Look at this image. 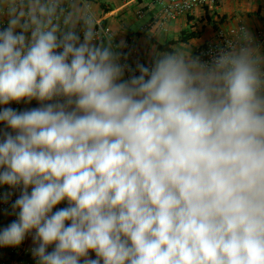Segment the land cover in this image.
Listing matches in <instances>:
<instances>
[{
	"label": "clouds",
	"instance_id": "1",
	"mask_svg": "<svg viewBox=\"0 0 264 264\" xmlns=\"http://www.w3.org/2000/svg\"><path fill=\"white\" fill-rule=\"evenodd\" d=\"M0 14V105L41 103L0 110V185L21 189L0 246L34 233L37 264H264V57L246 29L210 65L173 49L124 80L90 5Z\"/></svg>",
	"mask_w": 264,
	"mask_h": 264
},
{
	"label": "crops",
	"instance_id": "2",
	"mask_svg": "<svg viewBox=\"0 0 264 264\" xmlns=\"http://www.w3.org/2000/svg\"><path fill=\"white\" fill-rule=\"evenodd\" d=\"M78 2L90 5L97 20L102 21L104 25L111 28L114 40L119 45H125L132 38L137 39L141 58L145 65H153L157 54L162 53L150 42V40H153L161 44L158 41L157 34H176L178 36L174 40H179L182 33H193L194 38H191L187 43L174 46L173 49L190 50L192 57L195 58V54L199 49L218 40L219 31L228 32L230 29L238 28L241 25L247 27V31L252 37L253 47H256L260 55L264 57V20L254 15L258 11H261L262 16L264 15V0H223L214 7L198 8L193 13L181 16L177 20L164 25L160 24L162 6L155 0H78ZM254 5H256V9L252 8ZM107 9H110L109 12H106ZM145 16H149L148 22L143 25L139 32H134L132 30L134 23L144 19ZM224 18L226 20L222 22ZM209 19L212 21H209ZM0 21H2L0 23L7 25V18L3 14H0ZM77 31L82 41L83 34L79 29ZM149 32H153L155 35L149 37ZM97 43L99 42L97 41ZM262 66L264 67V65ZM123 79L126 80L125 74ZM6 107L8 105H0V110ZM38 107H41V103L32 100L30 103L22 102L18 104L14 110L22 112ZM1 127L4 131L10 132L5 127ZM62 207H65L64 202L57 206V208ZM16 216L15 210L4 212L0 209V229L7 227L12 221L16 220ZM23 242L27 250L26 253L16 254V257L22 258L21 260L18 258L13 259L11 251L14 246H0V264H37V260L32 254V249L35 247L32 235L26 236ZM48 250L51 251L52 248L50 247ZM90 255L93 259L95 258L94 253Z\"/></svg>",
	"mask_w": 264,
	"mask_h": 264
},
{
	"label": "built area",
	"instance_id": "3",
	"mask_svg": "<svg viewBox=\"0 0 264 264\" xmlns=\"http://www.w3.org/2000/svg\"><path fill=\"white\" fill-rule=\"evenodd\" d=\"M160 6H162V12L160 14V24L164 25L169 22H173L177 20L181 16H186L193 13L198 8L205 7H214L221 3L223 0H155ZM97 25L100 30L101 38L107 40L109 37H113L112 46L114 50L119 54L120 59L119 63L125 66V77L126 80H129L132 76H139V70L137 65L142 64L145 67L151 68L152 65H145L142 61L140 48L138 40L135 38L130 39L125 45L120 46L114 40V35L110 27L103 24L102 21L97 20ZM7 27L5 23H0V28ZM246 29L245 25H241L238 28H232L228 32L223 30L219 31L218 40L214 43L208 44L205 47L199 49L195 58H199L200 62L205 64H211L212 60L215 56L218 55L219 51L227 49L229 42L237 43V38L240 35V30ZM248 32V31H247ZM262 70L264 67L262 66ZM60 101H63L62 99ZM24 102V101H22ZM20 102V103H22ZM55 101H50V103ZM16 102H11L8 104L9 108L15 109V107L20 104ZM4 130L0 126V132ZM14 134V133H13ZM2 139V136H0ZM5 194L7 195V199H4ZM21 194V190L19 188L13 189L8 185H0V209L4 212L14 210L12 208L13 203ZM64 206H67V202H64ZM17 213V210H15ZM17 219V216H16ZM33 235L29 234L28 236ZM26 249L24 246V242H22L19 246H14L12 249V255L16 254H25Z\"/></svg>",
	"mask_w": 264,
	"mask_h": 264
},
{
	"label": "trees",
	"instance_id": "4",
	"mask_svg": "<svg viewBox=\"0 0 264 264\" xmlns=\"http://www.w3.org/2000/svg\"><path fill=\"white\" fill-rule=\"evenodd\" d=\"M109 10L110 9H107L106 10V12H109ZM262 13H261V11H258L256 14H254L255 16H257V17H259L260 19H263L264 20V15L262 16L261 15ZM252 15V14H251ZM226 20V18H224V19H222V22L223 21H225ZM209 21H212L211 19H209ZM216 27V26H215ZM217 29V28H216ZM195 37V35L193 34V33H186V32H184V33H182L181 35H180V38H179V40H174V41H170V42H168V43H166V44H164V45H161V44H159V43H157V42H155V41H153V40H150V42H151V44L152 45H154L155 47H157V50L159 51V52H171L172 50H173V47L174 46H176V45H178V44H180V43H187L191 38H194ZM206 46V45H205ZM204 46V47H205ZM0 125L1 126H3V127H5L6 129H8L7 128V126L4 124V123H0ZM8 130H10L11 131V129H8ZM13 256V259H17L18 257H16V255L14 254V255H12ZM19 260H21L22 258L20 257V258H18Z\"/></svg>",
	"mask_w": 264,
	"mask_h": 264
},
{
	"label": "rangeland",
	"instance_id": "5",
	"mask_svg": "<svg viewBox=\"0 0 264 264\" xmlns=\"http://www.w3.org/2000/svg\"><path fill=\"white\" fill-rule=\"evenodd\" d=\"M256 5H254L252 8L256 9L255 7ZM149 20V16H145L144 19L142 20H138L136 23H134V25L132 26V30L134 32H139L141 30V28L143 27L144 24H146ZM155 34L153 32H149L148 36H154ZM158 36V41L161 44H165L171 40H174L178 35L176 34H168V35H164V34H157ZM153 47V46H152Z\"/></svg>",
	"mask_w": 264,
	"mask_h": 264
}]
</instances>
